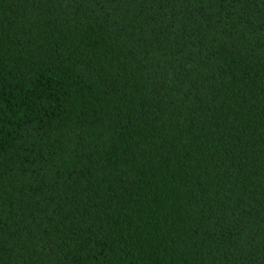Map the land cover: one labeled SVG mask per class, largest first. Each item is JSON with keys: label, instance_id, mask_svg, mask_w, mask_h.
Segmentation results:
<instances>
[{"label": "trees", "instance_id": "16d2710c", "mask_svg": "<svg viewBox=\"0 0 264 264\" xmlns=\"http://www.w3.org/2000/svg\"><path fill=\"white\" fill-rule=\"evenodd\" d=\"M0 264H264V0H0Z\"/></svg>", "mask_w": 264, "mask_h": 264}]
</instances>
